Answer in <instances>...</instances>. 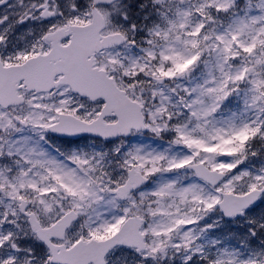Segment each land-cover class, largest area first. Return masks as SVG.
Segmentation results:
<instances>
[{"label":"snow or ice","instance_id":"obj_1","mask_svg":"<svg viewBox=\"0 0 264 264\" xmlns=\"http://www.w3.org/2000/svg\"><path fill=\"white\" fill-rule=\"evenodd\" d=\"M0 264H264V0H0Z\"/></svg>","mask_w":264,"mask_h":264}]
</instances>
